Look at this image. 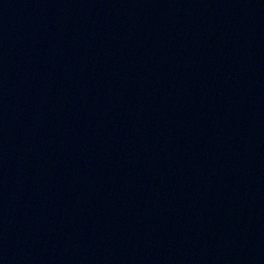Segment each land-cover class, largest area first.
Here are the masks:
<instances>
[{"label": "water", "instance_id": "water-1", "mask_svg": "<svg viewBox=\"0 0 264 264\" xmlns=\"http://www.w3.org/2000/svg\"><path fill=\"white\" fill-rule=\"evenodd\" d=\"M0 264H264V0H0Z\"/></svg>", "mask_w": 264, "mask_h": 264}]
</instances>
